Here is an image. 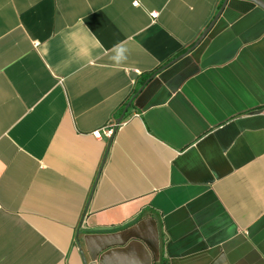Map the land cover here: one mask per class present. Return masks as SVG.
Wrapping results in <instances>:
<instances>
[{
    "label": "crops",
    "instance_id": "obj_1",
    "mask_svg": "<svg viewBox=\"0 0 264 264\" xmlns=\"http://www.w3.org/2000/svg\"><path fill=\"white\" fill-rule=\"evenodd\" d=\"M223 2L0 0V264H264V10L151 78Z\"/></svg>",
    "mask_w": 264,
    "mask_h": 264
},
{
    "label": "water",
    "instance_id": "obj_2",
    "mask_svg": "<svg viewBox=\"0 0 264 264\" xmlns=\"http://www.w3.org/2000/svg\"><path fill=\"white\" fill-rule=\"evenodd\" d=\"M229 0H224L220 10L218 11V13L216 14V16L214 17V19L212 20V22L210 23V25L204 30V32L202 33V35L199 37V39L194 43V45L192 47H190L184 54L180 55L178 58L170 61L169 63H167L166 65H164L162 68H160L154 75H152L151 78H154L159 72L163 71L164 69H166L167 67L171 66L173 63H175L179 58H182L183 56L189 54L192 50H194L201 42L202 40L207 36V34L210 32V30L213 28L214 24L216 23V21L219 19V17L221 16L223 10L225 9L227 3ZM245 1H249L254 3L255 5H257L258 7H260L261 9L264 10V0H245ZM143 88V87H142ZM142 88L140 90H142ZM139 90V91H140ZM133 97L130 102L126 105L122 115L117 119V123L118 125L123 121L128 109L130 108V106L132 105L133 101H134Z\"/></svg>",
    "mask_w": 264,
    "mask_h": 264
},
{
    "label": "clouds",
    "instance_id": "obj_3",
    "mask_svg": "<svg viewBox=\"0 0 264 264\" xmlns=\"http://www.w3.org/2000/svg\"><path fill=\"white\" fill-rule=\"evenodd\" d=\"M80 23L84 24V21L81 20ZM112 50H114V54L110 57V59L114 65L119 66L127 61L129 49L126 41H120L113 45Z\"/></svg>",
    "mask_w": 264,
    "mask_h": 264
},
{
    "label": "built area",
    "instance_id": "obj_4",
    "mask_svg": "<svg viewBox=\"0 0 264 264\" xmlns=\"http://www.w3.org/2000/svg\"><path fill=\"white\" fill-rule=\"evenodd\" d=\"M134 4L138 5L137 2H135ZM152 15H153V17H156L158 15V13H153ZM113 132H114V128L105 129V134H107L108 136H111L113 134ZM97 136H100V134L97 133Z\"/></svg>",
    "mask_w": 264,
    "mask_h": 264
},
{
    "label": "trees",
    "instance_id": "obj_5",
    "mask_svg": "<svg viewBox=\"0 0 264 264\" xmlns=\"http://www.w3.org/2000/svg\"><path fill=\"white\" fill-rule=\"evenodd\" d=\"M122 111H123V109H122ZM122 114V112L120 113V115Z\"/></svg>",
    "mask_w": 264,
    "mask_h": 264
}]
</instances>
